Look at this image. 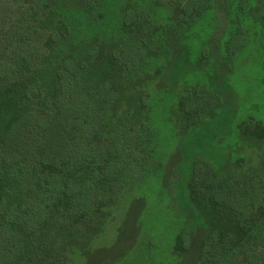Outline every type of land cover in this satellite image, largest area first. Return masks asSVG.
Listing matches in <instances>:
<instances>
[{
  "label": "trees",
  "instance_id": "obj_1",
  "mask_svg": "<svg viewBox=\"0 0 264 264\" xmlns=\"http://www.w3.org/2000/svg\"><path fill=\"white\" fill-rule=\"evenodd\" d=\"M106 1L0 0V264L90 259L118 215L138 205L134 186L156 153L149 101L167 41L213 6L149 0L141 10L126 3L106 37ZM247 3L237 0L226 65L246 46ZM216 106L209 94L183 90L176 123L187 133ZM236 129L263 161L247 175L240 172L246 159L229 164L220 181L199 177L196 168L186 187L204 222L197 264H264V125ZM189 243L177 234L174 254L185 255Z\"/></svg>",
  "mask_w": 264,
  "mask_h": 264
},
{
  "label": "rangeland",
  "instance_id": "obj_2",
  "mask_svg": "<svg viewBox=\"0 0 264 264\" xmlns=\"http://www.w3.org/2000/svg\"><path fill=\"white\" fill-rule=\"evenodd\" d=\"M126 3L150 8L149 0H107L104 36L111 35ZM236 8L237 0H213L211 11L191 28L168 33L159 88L149 101L156 153L151 170L134 186L138 205L119 214L95 241L98 253L90 259L76 254L72 264H197L204 222L189 203L186 187L196 168L199 177L206 173L220 181L227 166L240 159L247 162L240 171L244 175L261 165V153L242 143L236 126L257 121L264 125V0H248L242 16L249 32L246 46L226 65L224 41ZM192 89L213 96L217 106L185 133L176 123L175 105L183 90ZM181 232L190 243L179 257L172 246Z\"/></svg>",
  "mask_w": 264,
  "mask_h": 264
}]
</instances>
